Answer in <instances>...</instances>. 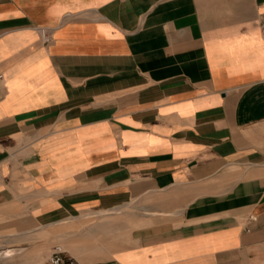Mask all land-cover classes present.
<instances>
[{
	"label": "crops",
	"instance_id": "crops-1",
	"mask_svg": "<svg viewBox=\"0 0 264 264\" xmlns=\"http://www.w3.org/2000/svg\"><path fill=\"white\" fill-rule=\"evenodd\" d=\"M0 76V249L264 264V0H0Z\"/></svg>",
	"mask_w": 264,
	"mask_h": 264
},
{
	"label": "rangeland",
	"instance_id": "rangeland-1",
	"mask_svg": "<svg viewBox=\"0 0 264 264\" xmlns=\"http://www.w3.org/2000/svg\"><path fill=\"white\" fill-rule=\"evenodd\" d=\"M141 207L142 205L139 204V202H133L131 204L125 205L124 207H120V209L113 210V211L119 210L118 211L119 213L108 214V215H104L101 217L98 214H90L88 215L86 219H84L81 222L73 221L72 223L66 222V223H63L57 226H49V227L44 228L40 232L38 241H37L38 243L34 241L32 242L30 236H24L22 238L23 243L21 246H11V247L6 246V247L1 248L0 250L3 251L6 248H17L18 250L15 253V255H13L12 259L21 258L23 261L25 262L27 261L26 264H32V263H29L28 261H30L32 256H37V259L35 260L34 264H37V263L43 264L46 258L49 260L48 256L50 254L49 252H51V250H47V251L45 250L47 256H42V257L40 256L43 254L42 249H46V243L48 240L53 241V243L55 244V247L57 245H60L65 251L71 250L76 245L75 243H70V246H69L68 245L69 238H66L67 236L65 235L70 234V232L71 233L83 232L85 231V229H88L94 226V224H96L98 220H101L107 217L113 218L115 220L117 219V223H119L120 233L128 234L131 231V229H133V227L136 226L135 224L137 222L129 220L130 218L129 216H127V214H130V213L140 214L142 212ZM24 227L30 228V225L26 223ZM32 246H34L33 249H32ZM32 250H34L33 253H32Z\"/></svg>",
	"mask_w": 264,
	"mask_h": 264
},
{
	"label": "built area",
	"instance_id": "built-area-1",
	"mask_svg": "<svg viewBox=\"0 0 264 264\" xmlns=\"http://www.w3.org/2000/svg\"><path fill=\"white\" fill-rule=\"evenodd\" d=\"M41 35H42V39L46 43H49L52 39V35L44 29L41 30ZM74 262L75 260L73 258L65 255V251L60 245H57L54 248L48 260L49 264H74Z\"/></svg>",
	"mask_w": 264,
	"mask_h": 264
},
{
	"label": "bare ground",
	"instance_id": "bare-ground-1",
	"mask_svg": "<svg viewBox=\"0 0 264 264\" xmlns=\"http://www.w3.org/2000/svg\"><path fill=\"white\" fill-rule=\"evenodd\" d=\"M12 254H14V251L13 250H8V251H6L4 253H0V256L5 258L7 256H11Z\"/></svg>",
	"mask_w": 264,
	"mask_h": 264
}]
</instances>
